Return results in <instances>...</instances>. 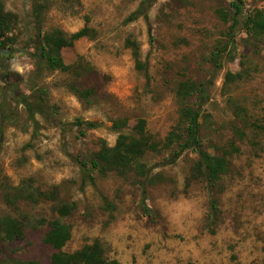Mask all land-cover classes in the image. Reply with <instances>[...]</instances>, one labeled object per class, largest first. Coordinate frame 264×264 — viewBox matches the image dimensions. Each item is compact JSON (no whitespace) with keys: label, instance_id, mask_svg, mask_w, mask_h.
Listing matches in <instances>:
<instances>
[{"label":"rangeland","instance_id":"1","mask_svg":"<svg viewBox=\"0 0 264 264\" xmlns=\"http://www.w3.org/2000/svg\"><path fill=\"white\" fill-rule=\"evenodd\" d=\"M143 1L5 2L18 27L17 45L0 54V116L9 118L0 143V219H19L25 229L23 239L13 242L0 235V264H50L53 251L42 238L57 219L71 228L66 253L97 240L117 264H264V132L256 128L264 127V42L240 26L229 61L232 0H150L144 16L128 21ZM241 1L246 14L264 10V0ZM39 10L44 29L91 30L90 38L61 53L66 66H87L89 73L50 72L29 57ZM127 39L139 47L142 70L135 68ZM188 80L207 86L203 151L220 157L231 145L238 150L212 189L194 172V151L171 163L180 149L167 148V136L179 126L175 91ZM71 86L89 91L88 99L78 98ZM38 96L41 112L29 111L24 100L34 104ZM196 102L194 97L191 104ZM139 120L159 146L140 160L147 179L132 171L121 176L91 169L100 148L116 143L113 123L125 122L120 132L131 134ZM19 189L45 197L6 205L3 194ZM62 205L73 206L70 217L59 218Z\"/></svg>","mask_w":264,"mask_h":264},{"label":"trees","instance_id":"2","mask_svg":"<svg viewBox=\"0 0 264 264\" xmlns=\"http://www.w3.org/2000/svg\"><path fill=\"white\" fill-rule=\"evenodd\" d=\"M7 0H0V54L5 53L11 47L17 45L16 36L14 35L17 27V16L5 10V2ZM150 6V0L143 1L139 8L131 14L128 21H135L145 15L144 7ZM231 7L233 9L231 24L228 30V46L230 48L227 52L229 61H233L235 54L234 32L242 26L245 33L255 40L264 42V10H254L246 14L241 0H232ZM35 31L31 38L33 52L29 57L35 61L36 65H42L50 72H58L61 74L76 73L81 70L89 73L90 68L78 64L66 66L62 60L61 53L64 49L72 48L73 45L84 38L91 37V30L84 27L80 31L73 34H66L58 28H43V20L41 13L35 11ZM125 46L131 50L132 58L137 70H142L143 66L139 61L140 52L138 45L127 39ZM214 68L219 69V58L216 54L211 57ZM228 78H232L230 74ZM73 94L78 98L88 99L90 92H79L74 86L70 87ZM196 95V96H195ZM196 97V104H191V100ZM179 112V123L177 132L170 133L166 138L167 148L177 144L180 151L174 154L171 163H173L178 155L186 150L194 151L198 156V162L195 166L194 172L197 177L207 185L208 189L217 186L218 181L222 176L228 173V157L232 153H237L238 150L233 145L230 150H222L220 157H214L203 151L199 142L201 108L207 102V86L204 83L196 84L190 80L182 82L178 85L174 96ZM42 98L37 97L34 104H30L24 100L23 105L28 107L29 111L40 113ZM8 117L0 116V143L2 139V124L8 121ZM81 127L87 130L95 128L93 123L79 122ZM126 127L123 121L113 123V129L118 131V137L114 147L107 148L102 146L100 150L94 155L90 162V167L99 174L106 175L108 173H115L117 175H125L128 172H135L145 179L148 173L145 166L140 164L141 158L148 152H159L157 143L146 134L145 122L139 120L131 134H123L122 131ZM256 128L264 132V127L256 126ZM81 172L88 177L91 183L93 179L88 174L86 164H81ZM3 201L6 205L16 208V204L36 203L41 201L45 195L43 193H30L26 189H19L16 194H3ZM212 218L216 205L212 200L210 202ZM59 218H68L74 211L72 205H62L57 210ZM24 224L21 220L11 217H4L0 219V235L4 242H13L21 240L24 237ZM71 239L70 226L62 223L59 219L48 223V229L42 238L44 245L48 246L52 251L50 257V264H117L115 261L109 260L105 254L101 244L96 240L90 245L84 246L74 253H66L63 251L65 246Z\"/></svg>","mask_w":264,"mask_h":264}]
</instances>
